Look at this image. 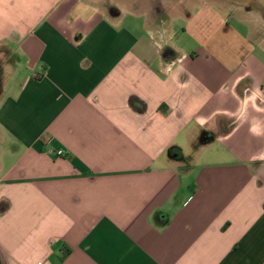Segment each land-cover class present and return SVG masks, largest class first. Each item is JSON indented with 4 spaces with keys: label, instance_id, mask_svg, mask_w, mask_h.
Here are the masks:
<instances>
[{
    "label": "crops",
    "instance_id": "obj_1",
    "mask_svg": "<svg viewBox=\"0 0 264 264\" xmlns=\"http://www.w3.org/2000/svg\"><path fill=\"white\" fill-rule=\"evenodd\" d=\"M105 1L0 0V264H264V0Z\"/></svg>",
    "mask_w": 264,
    "mask_h": 264
},
{
    "label": "rangeland",
    "instance_id": "obj_2",
    "mask_svg": "<svg viewBox=\"0 0 264 264\" xmlns=\"http://www.w3.org/2000/svg\"><path fill=\"white\" fill-rule=\"evenodd\" d=\"M115 2V1H114ZM114 2H112V3H110V2H107V1H105V0H99V2L98 3H96L95 4V6L97 7V8H100L101 10H107V8H108V10L110 9V8H112V7H115V9H117V6L115 5V3ZM119 2H121L122 4H125V3H123L124 2V0H120ZM140 2V1H139ZM116 4H119V3H116ZM136 6H139V5H137L135 2H133V5H131V8H133V9H135V10H139L140 9V7H136ZM214 6V5H213ZM216 6V5H215ZM123 8H124V6H123ZM130 8V9H131ZM118 10V9H117ZM196 11H197V9H195ZM209 11H211L212 12V14H211V16H212V19L209 17V19L207 18V23H209V20L211 19V23H209L211 26L213 25V26H215V21L216 20H219V19H216V18H214V17H216V12L214 11L215 9L214 8H212V9H208ZM199 11V10H198ZM232 21H233V19H232ZM209 27V26H208ZM214 28V27H213ZM212 28V29H213ZM233 28H235L234 26H233ZM239 28V27H238ZM221 38V37H220ZM220 38H219V40H220ZM216 39H214L212 42H210L209 44H211L212 46H214V45H216L215 43H214V41H215Z\"/></svg>",
    "mask_w": 264,
    "mask_h": 264
},
{
    "label": "built area",
    "instance_id": "obj_3",
    "mask_svg": "<svg viewBox=\"0 0 264 264\" xmlns=\"http://www.w3.org/2000/svg\"><path fill=\"white\" fill-rule=\"evenodd\" d=\"M57 154L59 155V156H62V152L61 151H59V152H57Z\"/></svg>",
    "mask_w": 264,
    "mask_h": 264
}]
</instances>
